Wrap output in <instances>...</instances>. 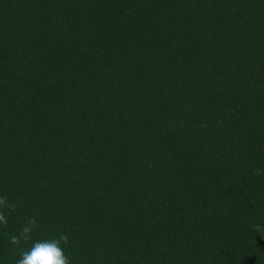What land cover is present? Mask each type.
<instances>
[{"label": "trees", "instance_id": "trees-1", "mask_svg": "<svg viewBox=\"0 0 264 264\" xmlns=\"http://www.w3.org/2000/svg\"><path fill=\"white\" fill-rule=\"evenodd\" d=\"M257 169L264 0H0V264H264Z\"/></svg>", "mask_w": 264, "mask_h": 264}, {"label": "clouds", "instance_id": "clouds-1", "mask_svg": "<svg viewBox=\"0 0 264 264\" xmlns=\"http://www.w3.org/2000/svg\"><path fill=\"white\" fill-rule=\"evenodd\" d=\"M261 169H257V174H261ZM15 206L6 196H0V226H7L8 220L5 210L11 212ZM37 226L35 217H30L25 226L22 227L19 235H11L10 243L19 246L21 241L27 242L32 239L33 230ZM254 231L264 236V225L255 224ZM69 243L68 236L60 235L58 238L39 240L32 243V246L20 253L16 264H70L68 256L65 254L64 247Z\"/></svg>", "mask_w": 264, "mask_h": 264}]
</instances>
